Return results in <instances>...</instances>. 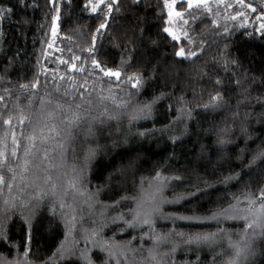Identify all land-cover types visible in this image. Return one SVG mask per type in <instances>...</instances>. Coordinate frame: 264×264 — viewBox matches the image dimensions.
Returning <instances> with one entry per match:
<instances>
[{"label": "trees", "instance_id": "obj_1", "mask_svg": "<svg viewBox=\"0 0 264 264\" xmlns=\"http://www.w3.org/2000/svg\"><path fill=\"white\" fill-rule=\"evenodd\" d=\"M170 1L0 0L11 8L0 12V226L16 244L9 259L229 264L236 246L251 242L258 254L242 252L238 264H264V160L249 164L264 149V89L241 90L264 67V29L256 31L264 0H244L253 5L247 24L225 31L204 17L178 39L165 31ZM217 92L224 100L213 107ZM34 214L42 226L25 257L21 227ZM193 215L202 219L181 218ZM192 234L209 239L189 244Z\"/></svg>", "mask_w": 264, "mask_h": 264}, {"label": "snow or ice", "instance_id": "obj_2", "mask_svg": "<svg viewBox=\"0 0 264 264\" xmlns=\"http://www.w3.org/2000/svg\"><path fill=\"white\" fill-rule=\"evenodd\" d=\"M19 4L21 5H25L26 4V0H18ZM49 2H52V0H49ZM103 0H97V3H102ZM174 2V0H173ZM244 0H240V3L243 4ZM166 3H167V0H166ZM205 3V0H187V4H188V7L191 8L194 4H204ZM108 9L111 10L112 9V4H108L107 5ZM248 8H253V5L252 4H248L247 5ZM95 6L93 7V11H95ZM3 11H8L10 12L11 11V8H8V9H0V12H3ZM253 11H255V9H253ZM172 14V13H170ZM175 15L176 16H181V13L180 12H175ZM261 17H264V11H261L260 13ZM55 17L53 18V29L55 30ZM213 23H215V21H213ZM106 27V23H102L100 24V28H105ZM261 29H264V23H262L260 25V28L257 29L256 31L257 32H260ZM166 32H169L170 30L169 29H165ZM225 31H227V29H225ZM178 39V37H175ZM177 56H183L184 55V50L181 49L179 51H177L176 53ZM188 55L189 56H195L196 53L195 52H191L189 51L188 52ZM93 64H95L97 67H100L98 61H96L95 59H93L92 61ZM230 63L237 69L239 70V64L237 62V60L235 59H232L230 61ZM73 67H75L73 65ZM225 68H227V62L225 64ZM101 71H104L106 75H110V76H117L119 77L120 73L118 71H113L112 69H103L101 68ZM246 78H247V73H246ZM137 81H134L133 82V86H137ZM230 83H234L236 85V87L238 89H241V81L239 78L235 77V75L233 76L232 80L230 81ZM216 84L218 87H221L223 88L224 87V84L223 82L217 78L216 80ZM253 85H256L259 89H264V67H262L261 71H260V76L257 77L255 74H253L251 76V83L249 84V87L247 88H243L241 89L244 93L248 94L249 93V88H251ZM33 87H35V85H33ZM0 99H2V97H0ZM211 100L214 102L213 103V107H218L219 105L216 104L215 102L216 101H221L223 102L224 100V97L222 96V94L220 92H217L214 96L211 97ZM259 106H262L264 107V102H262ZM77 107H79V105H77ZM145 107H148V106H145ZM207 107V106H206ZM140 111H143V109H140ZM5 123H8L7 120H5ZM141 135H144V133H141ZM15 139V138H14ZM13 155H15V151H13ZM0 157H3V153H0ZM259 158L261 160H264V149L260 150L255 156L252 157V159L249 161V164L251 165L252 163H254L256 161V159ZM133 163L132 160L129 161V164L131 165ZM11 170V169H10ZM114 172L116 173H119L120 170L119 169H114ZM157 175H159V173H157ZM112 178H113V174L110 173L109 174V177H108V180L109 182L111 183L112 182ZM119 178V176L117 177V179ZM4 182V177L2 175H0V183H3ZM9 187H11V185H9ZM260 200H261V203L259 204V207L260 209L262 210V212H264V188H262V190L260 191ZM35 216V214H34ZM216 214L214 213L212 217L210 218H215ZM182 219H202L201 217H198V216H190V217H181ZM144 223H148L147 220L144 221ZM42 226V223H41V220L38 216H35V218H28L26 220L23 221V224H22V227H21V232H22V241L24 239L27 240V243H21L19 246L20 247H23L25 249V252H24V255L25 257H27L29 255V245L30 243L33 241L34 239V233L35 232H38L40 230V227ZM251 225L250 224H246L245 225V228H248L250 227ZM183 235V234H181ZM253 235L255 236L256 233H253ZM261 237L264 238V226H262V231L260 233ZM159 239V238H157ZM209 239V235L208 234H204V235H201V234H192V235H189L188 237V241L187 243L189 244H199L201 242H205ZM4 245H7L8 246V254L5 255L3 253H0V264H20V261H17L15 259H9L8 257L11 255L12 253V250H13V247H16V244L12 241L11 237L8 235V230L5 226H0V246H4ZM176 249V245L173 244V247L171 249V251H175ZM244 253V257H245V260H247V258L249 256H252L254 257L255 255H257V249L254 248L252 246V243L249 242V243H246L245 245L243 246H239L237 245L236 246V251H235V258L231 261H229V264H238V258L241 256V253ZM155 258V257H153Z\"/></svg>", "mask_w": 264, "mask_h": 264}, {"label": "rangeland", "instance_id": "obj_3", "mask_svg": "<svg viewBox=\"0 0 264 264\" xmlns=\"http://www.w3.org/2000/svg\"><path fill=\"white\" fill-rule=\"evenodd\" d=\"M179 2H183L185 8L177 6ZM247 9V5L244 2L241 4L240 0H205L204 4H194L191 8L188 7L187 0H171L168 4V28L174 37L187 36L198 19L207 17L212 23L215 21V27L225 30L233 23L247 24ZM175 12H180L181 16H176Z\"/></svg>", "mask_w": 264, "mask_h": 264}, {"label": "water", "instance_id": "obj_4", "mask_svg": "<svg viewBox=\"0 0 264 264\" xmlns=\"http://www.w3.org/2000/svg\"><path fill=\"white\" fill-rule=\"evenodd\" d=\"M258 17H261V16H258ZM258 17H256V19H257Z\"/></svg>", "mask_w": 264, "mask_h": 264}]
</instances>
